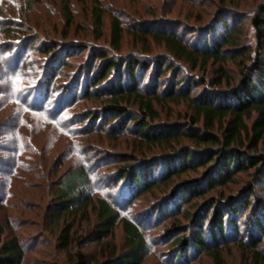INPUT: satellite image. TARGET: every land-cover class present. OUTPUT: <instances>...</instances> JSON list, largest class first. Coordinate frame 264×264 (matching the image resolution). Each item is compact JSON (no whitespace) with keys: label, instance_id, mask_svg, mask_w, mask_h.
Wrapping results in <instances>:
<instances>
[{"label":"trees","instance_id":"obj_1","mask_svg":"<svg viewBox=\"0 0 264 264\" xmlns=\"http://www.w3.org/2000/svg\"><path fill=\"white\" fill-rule=\"evenodd\" d=\"M20 1L9 19L0 14L6 57L0 69L5 78L12 71L19 74L14 77L25 73L29 85L15 91L11 80L1 95L33 99L29 115L42 116L44 127L68 141L56 167L45 163L43 214V225L58 237L56 247L68 264H144L157 247L164 249L159 264L201 259L224 264V252L234 242L248 261L264 264V0L249 13L238 9L241 0H218L216 13L207 15L195 11L193 0H176L190 7L183 11L197 23L184 24L192 35L180 32L177 18L152 15L132 26L130 54L122 50L128 25L112 13L109 46L86 39H20L25 25L18 18L33 12L40 0ZM54 1L60 18L72 23L73 0ZM104 1L76 0L83 7L91 3L98 34L110 13ZM229 64L235 68L228 70ZM209 67L215 75L211 81L185 74L189 69L206 73ZM176 108L180 118L174 117ZM10 122L1 125L0 133L6 132L0 139L4 134L17 139L18 126L11 129ZM124 137L129 152H119ZM5 142L0 167L8 176L22 149L2 148ZM31 151L43 160L38 148ZM252 173L255 179L241 195L225 197L223 190ZM0 178L1 210L8 179ZM99 188L109 193L98 194ZM143 197L158 201L129 215ZM92 210L96 225L86 239L77 240L74 227L90 220ZM8 219L0 222V264H24L29 245L10 232ZM119 226L125 235L122 250L111 243ZM88 238L100 247L98 254L83 252ZM78 244L81 250L75 251Z\"/></svg>","mask_w":264,"mask_h":264},{"label":"rangeland","instance_id":"obj_2","mask_svg":"<svg viewBox=\"0 0 264 264\" xmlns=\"http://www.w3.org/2000/svg\"><path fill=\"white\" fill-rule=\"evenodd\" d=\"M263 0H241L240 8L242 12L249 13L256 7L257 3ZM0 11L1 19H9L11 15L15 14V11L19 10L21 5L20 0H2ZM196 5L193 8L196 12H204V14L216 13L217 5L220 3L218 0H193ZM75 3V15L74 21L72 23H67L65 20L61 19L60 15V5L54 0H40V3L37 4L36 9L33 12L23 13L21 21L25 25L23 32L24 34L19 37L20 39L24 38H33L38 40L40 36L43 38L42 41L46 40H59L64 43L67 42H80L81 40L86 39L88 44H93L95 46H103L107 44L109 46V26H110V15L111 13L115 16H120L122 21L128 25L127 32L124 34L125 38L123 41L122 50L125 54L133 53L135 50L134 38L132 36V26L135 24L136 20L144 21L147 19L154 18V15L157 19L166 18V16H172L177 18L178 25L180 26V32H187L188 35H192V29L185 26L184 24L190 23L189 26H197L195 21H188L184 16H186L187 11L183 9L190 8L187 3H180L176 0H143L139 2L138 5L127 6L130 4V0H106L102 4L110 13L107 15V23L105 28L101 31L100 34L96 33L97 28L93 24L91 3L86 7L78 4L76 0H73ZM125 5V6H124ZM124 6V7H123ZM171 9V13H168ZM131 26V27H130ZM130 27V28H129ZM49 34V35H48ZM31 35V36H29ZM38 42H41V41ZM2 37L0 36V43H3ZM85 44V43H84ZM158 52H164L162 49H157ZM36 61L35 51L30 52ZM88 51L81 55L82 57L88 56ZM156 53V52H154ZM39 57V56H38ZM13 60H8L7 66L12 65ZM83 61H78L80 63ZM2 67L6 63V57L2 48H0V64ZM41 63H37V67ZM6 66V65H5ZM235 66L233 64L228 65V70L233 69ZM8 74V72H6ZM185 74L195 78H206V81H211L215 75L214 70L209 67L206 71H194L190 69L185 70ZM232 74V73H230ZM9 77L5 78L4 72L0 69V127L1 125L11 120V129H15L18 126V136L17 139L12 138L8 134H4L5 138L0 139L1 142L7 141L3 144L2 148H18L22 149L20 157L22 159L14 162L15 171H12L8 174L4 172V169L0 167V174L4 176L6 181L5 189V202L4 207L0 210V222L6 221L5 218L9 217L11 221L12 234H16L22 238L26 245H29V253L25 259L24 264H68V259L64 253H61L56 247L58 242V237L55 234H52L48 229L43 225V214L46 209L47 199L45 198V183L44 178L46 177V172L44 171L45 163L50 162L49 165L56 167L60 159L61 152L64 151V148H68V141L61 133L57 132L54 128L44 127V119L40 115H29V104L33 105V99L26 98H16L9 95L10 98L6 97V92L4 95H1L3 88L11 87L15 89H25L29 84L25 82V73H22L23 76L14 77L19 74H15L13 71L8 74ZM5 83H8L4 86ZM208 86V84H207ZM10 94V91L8 92ZM7 100V101H6ZM25 100V102H23ZM87 105L86 103L84 104ZM174 110V117L180 118L177 115V112L180 110L176 108ZM163 118H166L165 112L163 113ZM174 118V119H177ZM7 123L6 128L10 125ZM5 131V130H4ZM1 132L0 134L4 133ZM6 132V131H5ZM32 133V134H31ZM33 135V138H31ZM34 139V140H33ZM123 139H121L122 142ZM125 140V141H124ZM124 143H118L119 152H129L126 149V141L129 140V137H124ZM17 141V142H16ZM70 144L71 141L69 140ZM17 143V144H16ZM36 144V146H35ZM32 148H38L42 152L41 156L43 160H37L36 156L31 153ZM36 151V150H34ZM2 154L0 153V158ZM40 170H37V169ZM44 172H43V171ZM62 170V169H61ZM7 176V177H6ZM20 176V177H19ZM52 177H50L49 181ZM255 179V174H246L241 175L237 178L234 185H230L222 192L225 197H231L232 195H241V193L246 190V185ZM1 180V178H0ZM46 180V179H45ZM48 181V180H46ZM98 194L106 195L109 193L108 190H102L101 188L97 189ZM157 196V195H156ZM23 201L25 204H22ZM158 200L150 197H143L135 207L132 209V212L128 213L129 215H136L147 208L151 207ZM96 215L92 210L89 219L86 221H81L76 224L74 227V236L77 240L86 239L88 234L93 230L96 225ZM9 234V233H8ZM157 233L151 232L150 236H156ZM264 240V237L262 238ZM125 235L122 231L121 226L116 229L115 235L111 238V243L116 244L119 250H122L124 247ZM89 242L87 246L82 249L83 252H89L92 254H98L100 252V247L96 243H92L91 238L87 239ZM80 242V241H79ZM262 252H264V244L260 246ZM81 250L80 245H77L75 251ZM162 247H157L153 249L151 257L144 264H159V251L163 252ZM247 252L243 251L239 244L230 243L228 248L224 252V264H254L253 261H248L246 259ZM196 264H213L212 261L208 259H201L200 262Z\"/></svg>","mask_w":264,"mask_h":264}]
</instances>
